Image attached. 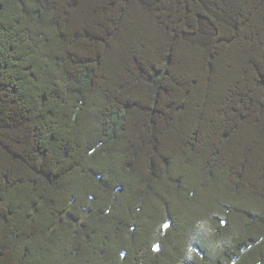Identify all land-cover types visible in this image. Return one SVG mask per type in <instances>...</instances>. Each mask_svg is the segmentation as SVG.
I'll return each mask as SVG.
<instances>
[{"label": "trees", "instance_id": "obj_1", "mask_svg": "<svg viewBox=\"0 0 264 264\" xmlns=\"http://www.w3.org/2000/svg\"><path fill=\"white\" fill-rule=\"evenodd\" d=\"M0 264H264V0H0Z\"/></svg>", "mask_w": 264, "mask_h": 264}, {"label": "snow or ice", "instance_id": "obj_2", "mask_svg": "<svg viewBox=\"0 0 264 264\" xmlns=\"http://www.w3.org/2000/svg\"><path fill=\"white\" fill-rule=\"evenodd\" d=\"M163 227L167 228L168 227V224H164Z\"/></svg>", "mask_w": 264, "mask_h": 264}]
</instances>
